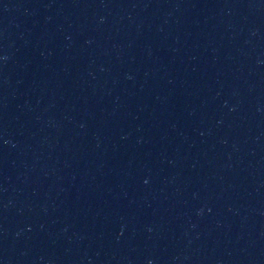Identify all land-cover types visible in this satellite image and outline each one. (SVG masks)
Wrapping results in <instances>:
<instances>
[{
  "label": "water",
  "instance_id": "water-1",
  "mask_svg": "<svg viewBox=\"0 0 264 264\" xmlns=\"http://www.w3.org/2000/svg\"><path fill=\"white\" fill-rule=\"evenodd\" d=\"M0 264H264V0H0Z\"/></svg>",
  "mask_w": 264,
  "mask_h": 264
}]
</instances>
